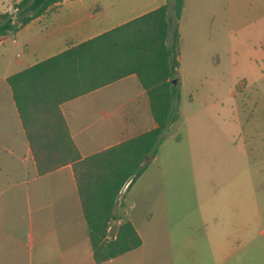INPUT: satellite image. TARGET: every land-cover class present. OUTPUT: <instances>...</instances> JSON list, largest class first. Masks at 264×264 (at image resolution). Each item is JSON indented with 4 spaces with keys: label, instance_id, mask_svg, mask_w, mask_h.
<instances>
[{
    "label": "crops",
    "instance_id": "crops-1",
    "mask_svg": "<svg viewBox=\"0 0 264 264\" xmlns=\"http://www.w3.org/2000/svg\"><path fill=\"white\" fill-rule=\"evenodd\" d=\"M13 1L0 12L9 10ZM131 1L110 5L106 0L55 3L13 33L18 34L33 23L44 25L40 33L28 40L13 38L25 49L24 58L0 59V264H144L146 244L140 228L147 223L142 221L139 227L127 213L125 217L141 236V244L100 262L94 260L72 166L64 164L38 173L7 82L9 74L166 0ZM134 7L141 9L126 15ZM53 44L59 47L47 52ZM36 53L41 55L35 57ZM21 62L22 67L11 69ZM60 109L82 156L156 125L146 90L135 73L66 99ZM159 151L158 148L136 180L158 159ZM247 155L246 180L229 178L219 191L214 184L215 194L196 202L201 210L199 216L184 212L172 215L168 211V264H264L256 255V251L264 250V142H250ZM150 218L151 223L154 217ZM150 233L162 234L160 230ZM256 237L261 242L257 243Z\"/></svg>",
    "mask_w": 264,
    "mask_h": 264
},
{
    "label": "rangeland",
    "instance_id": "rangeland-1",
    "mask_svg": "<svg viewBox=\"0 0 264 264\" xmlns=\"http://www.w3.org/2000/svg\"><path fill=\"white\" fill-rule=\"evenodd\" d=\"M9 1L0 0V9ZM113 2L132 1L106 0ZM131 9L126 15L141 8ZM178 23V119L165 132L158 159L128 189L122 187L115 207L120 220L127 213L137 225L147 223L140 228L144 264H168V211L199 216L198 198L214 195L213 185L219 191L229 178L245 181L247 145L264 142V0H185ZM43 27L33 23L9 34L0 41V59L22 60L25 49L13 38L28 40ZM118 222L112 221V229ZM256 253L263 263L264 250Z\"/></svg>",
    "mask_w": 264,
    "mask_h": 264
},
{
    "label": "trees",
    "instance_id": "trees-1",
    "mask_svg": "<svg viewBox=\"0 0 264 264\" xmlns=\"http://www.w3.org/2000/svg\"><path fill=\"white\" fill-rule=\"evenodd\" d=\"M60 1H13L12 10L0 12V36L15 33ZM183 5L184 0H166L7 76L38 173L72 166L96 262L142 242L133 223L120 220L115 207L122 187L128 189L142 173L178 119V19ZM129 73H135L146 90L156 125L82 156L60 103Z\"/></svg>",
    "mask_w": 264,
    "mask_h": 264
},
{
    "label": "water",
    "instance_id": "water-1",
    "mask_svg": "<svg viewBox=\"0 0 264 264\" xmlns=\"http://www.w3.org/2000/svg\"><path fill=\"white\" fill-rule=\"evenodd\" d=\"M2 37H5V36H4V35L0 36V39H1ZM173 81H175V79H173Z\"/></svg>",
    "mask_w": 264,
    "mask_h": 264
}]
</instances>
